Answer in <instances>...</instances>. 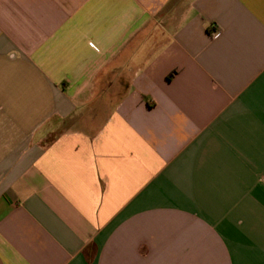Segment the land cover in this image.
<instances>
[{"label":"crops","instance_id":"0c3cea01","mask_svg":"<svg viewBox=\"0 0 264 264\" xmlns=\"http://www.w3.org/2000/svg\"><path fill=\"white\" fill-rule=\"evenodd\" d=\"M0 264H264V0H0Z\"/></svg>","mask_w":264,"mask_h":264}]
</instances>
